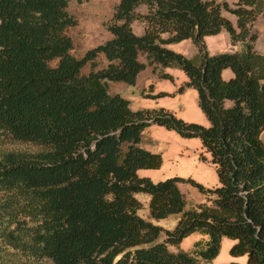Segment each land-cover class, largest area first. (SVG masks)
<instances>
[{"label": "trees", "instance_id": "obj_1", "mask_svg": "<svg viewBox=\"0 0 264 264\" xmlns=\"http://www.w3.org/2000/svg\"><path fill=\"white\" fill-rule=\"evenodd\" d=\"M68 1L0 0V142L40 148L0 152L1 239L51 264H203L167 248L197 233L208 238L197 255L206 264L222 238L234 242L232 257L264 264V57L253 30L264 0H119L105 24L110 38L81 59L66 33L77 24ZM222 31L241 49L210 54L204 38ZM186 40L192 58L167 48ZM100 55L106 66L95 70ZM146 69L162 80L172 79L164 70H180L178 92L196 91L208 125L162 107L133 110L109 93L108 83L134 87ZM225 70L233 75L227 81ZM151 125L199 139L218 186L139 177L162 165L161 154L141 145ZM182 181L207 203L186 209ZM137 194L148 196V220L138 215ZM172 216V230L153 223Z\"/></svg>", "mask_w": 264, "mask_h": 264}, {"label": "rangeland", "instance_id": "obj_2", "mask_svg": "<svg viewBox=\"0 0 264 264\" xmlns=\"http://www.w3.org/2000/svg\"><path fill=\"white\" fill-rule=\"evenodd\" d=\"M119 0H69L67 11L76 19V26L69 28L66 33L73 42L71 54L76 59H81L84 54L103 44L110 38L105 24L110 20L115 6ZM132 30L136 35H140L143 26L139 22L132 23ZM218 37L220 44H216L213 37ZM208 36L206 41L209 53L213 54L221 51L224 46L223 37L220 35ZM219 45V46H218ZM217 47H221L219 50ZM141 61H143L141 59ZM54 65V63H52ZM106 61L102 55L96 59L95 70L104 68ZM89 65L82 70L87 74ZM164 72L172 76L171 80H162L153 73L151 69H146L145 73L139 77V82L134 87H128L122 83H108V91L111 95L119 94L130 103L133 110L156 109L159 107L170 110L178 118L190 123L207 126V120L197 107V94L193 89H185L178 92L179 87L186 80L184 74L178 69H167ZM159 93H164L162 97H155ZM264 140V134L262 136ZM142 147L152 153H159L162 157V165L157 170H139V177H148L153 182H158L172 177H180L183 180H193L201 184L206 189H213L218 186V179L215 168L209 162V155L202 149L199 139H183L174 131H169L163 127L151 125L143 132ZM40 148L30 143L0 142V152H28L34 153ZM178 188L183 194L186 209L195 208L201 203H207V197L200 193L193 184L186 181L178 183ZM135 198L141 203L138 215L144 219L148 216V196L137 194ZM178 216H172L155 224L164 229L172 230L176 225ZM207 237L194 233L185 238L177 247L168 246V251L175 253L179 251L187 252L198 258V252L205 248ZM163 238L161 239V241ZM234 244L232 240L222 238L220 242L219 254L208 264H245L246 257H232L229 254L230 247ZM0 264H51L49 261L33 258L26 253L9 246L1 239L0 235Z\"/></svg>", "mask_w": 264, "mask_h": 264}, {"label": "crops", "instance_id": "obj_3", "mask_svg": "<svg viewBox=\"0 0 264 264\" xmlns=\"http://www.w3.org/2000/svg\"><path fill=\"white\" fill-rule=\"evenodd\" d=\"M215 1H217V2H227L229 5H232L237 0H215ZM222 15H223V17H225L226 19H228L235 26V24H236V18L234 16L230 15L227 12H223ZM253 30L257 34V38H256V40L254 42V50L258 54H260L261 56L264 57V16L258 18L255 21V23L253 25ZM218 35H220L221 37H223L224 46H223L222 52H234V51H238V50L241 49L242 45L240 43H232V42H230V40L228 38V35H227V33L225 31H222ZM213 38L215 39L216 44L221 45L220 44V41L217 39L218 38L217 36L216 37H213ZM207 39H209V38L208 37H205L204 38L205 45H206ZM206 46H207V49H208V45H206ZM167 48L170 49V50H172V51H174V52L181 53V54H183L187 58H192L196 54V49H195L194 45L191 43V41H189V40L180 42V43L175 44V45L167 46ZM217 48L219 49L221 47H217ZM219 50H221V49H219ZM220 52L221 51L216 52V53H220ZM216 53H213V54H216ZM144 73H145V71H143L138 76L136 85L139 82V77H141V75H143ZM222 77H223L224 80L227 81V80L231 79L233 77V75H232V73H231L230 70H225L222 73Z\"/></svg>", "mask_w": 264, "mask_h": 264}, {"label": "water", "instance_id": "obj_4", "mask_svg": "<svg viewBox=\"0 0 264 264\" xmlns=\"http://www.w3.org/2000/svg\"><path fill=\"white\" fill-rule=\"evenodd\" d=\"M262 91H264V87H262Z\"/></svg>", "mask_w": 264, "mask_h": 264}]
</instances>
